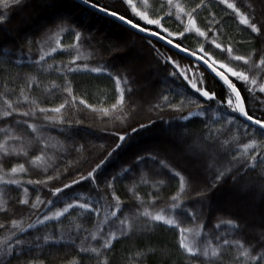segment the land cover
<instances>
[{
    "label": "snow or ice",
    "instance_id": "obj_1",
    "mask_svg": "<svg viewBox=\"0 0 264 264\" xmlns=\"http://www.w3.org/2000/svg\"><path fill=\"white\" fill-rule=\"evenodd\" d=\"M84 3L138 33L163 41L177 55L183 54L193 63L182 66L148 39L147 44L157 53V61L166 69L163 83L167 87L154 93L150 100L138 103L132 99L131 70L113 71L107 64L93 65L91 61L96 55L91 46L93 37L68 20L60 19L45 32L23 36L18 54L0 46V264H11L13 257L17 264H51L44 247L56 245L70 249L58 257L60 264H146L150 257L157 256V264H175L172 252L155 248L130 249L118 257L119 243L134 235L142 236L157 226L175 232L176 252L184 264H264V226L259 238L253 241L245 235L247 225L239 218L221 220L210 230H206L209 221L202 219L203 202L226 177L231 176L234 184L246 180V188L258 189L264 195V98H261L264 97V0H118L113 5L84 0ZM256 3L261 5L259 13ZM25 6V0H0V29L12 12ZM228 20L249 33L247 43L252 47L246 53L239 52L245 41L235 40L226 31ZM169 21L175 23L176 30L166 26ZM62 33L71 34L72 42L65 45L60 38ZM189 36L197 41L194 49L184 46ZM64 53L70 58L55 60L56 55ZM192 68L204 71L193 72ZM46 73H55L61 83L55 79L45 83L40 77ZM205 73L219 91L209 83ZM77 74L104 75L114 81L115 102L104 108L90 103L85 98L87 91L74 82ZM35 91L40 95H33ZM249 98L253 105L260 106V115H256L257 108L246 103ZM84 110L96 114L100 120L111 121V135L119 142L88 169L80 166L79 158L61 168L58 161L63 155L84 151L85 146L73 141L71 135L73 127L82 123L78 117ZM142 113L146 122L137 119ZM165 114L171 117L168 128L175 129L171 145L192 153L210 173L202 186L194 185L193 176L186 169L178 170L167 158L151 154L138 155L133 165L110 176L102 175L101 170L113 153L129 138V128L136 133L155 126L157 121L163 123ZM194 119L203 125L199 134L187 127ZM133 121L136 126H132ZM52 130L72 143L53 137ZM20 159L23 162L11 163ZM148 161L179 182V190L162 207H157L161 200L158 194L149 193L147 200L141 196L135 190V180L126 189L132 193L130 201L122 200L118 194L117 182L134 166ZM6 163L11 166L5 167ZM83 163L87 164V159ZM30 169L39 170L44 178L22 180L20 177L29 175ZM138 183H151L158 193L165 181H150L141 172ZM25 184L47 189L48 198L37 194L32 199ZM85 184L86 192L70 195ZM9 185L22 188V194L8 196ZM189 202H199L200 211L186 207ZM21 206L24 214L18 215ZM76 210H80L79 215L74 217L72 213ZM185 217L191 220L190 226H185ZM81 219L91 227H84ZM64 220L69 221L67 228ZM52 221L56 224L51 233L29 231L36 229L39 233L38 226L47 228ZM224 226L226 230L221 231Z\"/></svg>",
    "mask_w": 264,
    "mask_h": 264
},
{
    "label": "trees",
    "instance_id": "obj_2",
    "mask_svg": "<svg viewBox=\"0 0 264 264\" xmlns=\"http://www.w3.org/2000/svg\"><path fill=\"white\" fill-rule=\"evenodd\" d=\"M46 1H48V3L42 4L40 3V0H25V7L17 9L11 13V18L7 21V23L3 25V28L0 29V46H2L3 49L17 52L18 54L19 46L22 43L21 38L23 36H31L33 34L45 32L49 28H53L54 24H58L59 19L63 18L62 16L69 15L72 19V24L81 27L86 34L93 37L91 46L96 51V55L91 61L93 65H96L97 63L107 64L113 71H115L116 69H119L121 71H123L124 69L131 70L128 65H125L127 64V60L124 56L126 55L128 59V46H139L138 50L145 51L148 55V61H150L151 63L150 66L153 65L152 73L154 75V78L152 80V84L155 86V91L153 92V94L167 87V85L163 83L166 69H164L163 66L157 61V53L152 51L150 46L147 44V38L135 34L134 32L119 25L110 18L102 16L97 12L88 9L75 0ZM99 2L101 4H107L104 0H99ZM257 12L259 13L258 9ZM22 15L25 16V19L22 18ZM219 15H223V13H219ZM166 26H171L172 30H176V25L172 21H169V24ZM53 31H55V29H53ZM226 31L235 40L245 41L243 45L239 46V52L241 54H244L250 50L252 45L247 43V41L249 40V33L247 31H244L243 26L234 23L232 20H228L226 24ZM55 38L56 37H53V39ZM60 38L65 45L71 43L73 39L71 34L68 33L60 34ZM152 43L155 44L156 48H158L161 53L172 56L174 59L179 60L181 64L191 65L193 63L192 61L185 59L180 55H177L175 52L171 51L169 48L155 40H152ZM117 46L120 48L118 50H115ZM184 46L194 49L197 46V41L194 37L189 36L184 40ZM256 46L259 47L260 45L257 44ZM85 47L87 48L88 46L85 45ZM34 52L35 49L33 48V53ZM69 58L70 56L67 53L55 56L56 61H66ZM129 61L131 62V60ZM48 62L52 63L53 61L49 60ZM200 69L201 71H204L203 68ZM24 71H29V69H24ZM205 76L208 77L209 83L212 84V86L216 88L217 91H219L218 85H216L212 81L208 73H205ZM131 77L134 80V83L132 84V87L134 88L132 99L136 100L138 98V101H140L143 96H150L147 90L143 91V89L139 88L140 84H138L137 76L132 72V70ZM69 78L73 79V77ZM40 79L45 83L53 79L57 80V83H61L55 73L51 75H48L46 73L42 75ZM74 82L80 86V89L87 91L88 95H86L85 98L98 108L109 107L112 103L115 102L116 86L114 81L110 80L107 76H97L95 74H77L74 77ZM238 87H240V85H238ZM141 90L142 93H140ZM241 90L243 92V89ZM33 95H40V92L35 91ZM152 95L149 100L152 98ZM246 103H248L250 107L257 108L256 115H260L259 105H253L250 98L246 99ZM213 108H215V105H213ZM78 118L82 121V123L73 127V129L71 130V135L73 141H75L77 144H83L85 146L84 151L82 153L69 151L68 154L63 155L58 161L61 168L67 167L70 163H75L79 158L80 166H82L84 169H88L89 166L93 164V162H99L100 159H103L104 156L107 155V152L112 151V149H114L116 144L119 142L113 135H111V132L113 131V124L111 121L107 119L100 120L96 114H93L87 110H84ZM137 119H140L142 122H146L145 118H141L138 116ZM170 119L171 117L165 114L163 123L157 121L155 126H150L147 129H140L136 133H132L131 129L129 128V138L122 144V146L118 150L113 153L112 157L108 160L107 164L101 170L102 175L110 176L111 174L120 171L125 166L133 165L135 157L138 155L151 154L157 155L160 159L167 158L174 167H178V170L186 169L188 173H191L194 177H196L197 175H195L194 171L188 170L184 165L182 166L177 162L175 163L174 160L170 157H167L165 152L159 149L158 146L154 145V143L152 144L151 140H153L155 137L151 136L152 132L154 133L155 131L161 130L165 134V136H170L175 132L174 128H168L167 121H169ZM131 123L132 126H136L134 121ZM180 123L185 124L187 122L180 121ZM187 127L190 128L195 134H199L203 125L200 124L199 119H194L192 123L187 124ZM51 135L61 141H65V143L69 145L72 143V141H66L65 137L60 135L56 130H52ZM84 159H87V164L83 163ZM16 162H23V159H20L19 161H11V163ZM11 163H6L5 167H10ZM69 170L73 172V175L75 174L73 169L70 168ZM141 172L146 173L147 178L150 181H165V184L160 187V191L158 193L157 190L151 186V183L148 185L138 183ZM48 174H51V172H49ZM194 177L193 181H195ZM20 178L22 180H27L29 178L43 179L44 176L39 170L30 169L29 175H22ZM134 180L137 182L135 190L139 192V194L146 200L149 198V193L153 195L158 194L160 196L161 200L157 207L164 206L168 202V197L174 195L179 190V182L177 178L172 177L170 173H167L166 170L160 168L159 165L153 163L152 161H148L146 164H138L134 166L131 172L127 173L126 176H124L120 181L117 182V188L119 189L118 194L121 196L122 200H131L132 193L126 192V189L133 185ZM65 182H67V180ZM246 183V180H240L238 183L234 184L231 176H229L225 178V180L217 189L221 188L224 184L244 185ZM25 186L29 188V193L32 199H35V196L37 194L41 195V197L44 199L48 198L47 189L36 185L25 184ZM7 187L8 196L10 197H16L22 194V188L18 189L15 185H9ZM87 188L88 185L85 184L82 188H76L73 192L70 193V195L74 196L78 193L86 192ZM247 189L249 191H253V189ZM215 190H213L207 200L203 202L204 215L202 219L209 221L206 230H210L215 223L221 220L239 218L242 224L247 225V227L245 228V235L247 236V238L253 241L258 239L261 234V227L264 226V224L257 223L249 226V223L252 221L251 218H253L250 216V210H241L239 208L236 209V207L234 209L232 208V210H228L223 207L224 205H227V200L225 199L221 201V204L218 205V200L215 197L214 199L212 197V193ZM61 199L64 198L62 197ZM241 203L243 204L244 208H249V205L251 204L248 196L247 198H245V200L241 201ZM57 206L60 205L58 204ZM185 206L188 208H194L197 212H199L202 205L199 202H189ZM240 210L244 213H242ZM79 211L80 210H76L75 212H73L72 216H78ZM124 211L127 212L128 209L126 208ZM258 211L259 210L255 211V216H257L258 220L260 219L262 220V222H264V215H261L260 211ZM19 214H24L23 206L18 209V215ZM247 217L250 218L247 219ZM183 221L185 226L191 225L190 219L185 217L183 218ZM79 222L83 224L84 227H91V225L85 222L83 219H81ZM55 224L56 222L52 221L49 222L47 228L38 226L40 230L39 233L36 232V229H32L29 231L32 234H43L46 232L51 233V230L53 227H55ZM63 224L67 228L69 226V221L64 220ZM226 227L227 226H224L221 231L226 230ZM175 240V232L168 230L166 227L157 226L153 230L142 236L134 235L131 239L122 241L116 246V250L119 257L125 251H128L130 249L155 248L158 251L172 252L173 255L171 256V260L175 262V264H184L183 258L179 255V253L176 252ZM44 251L48 255V259L51 264H60L58 257H62L64 252L70 251V249L61 248L60 245H56V247L54 248H48L47 246H45ZM158 259V256L150 257L147 260L146 264H157ZM11 264H17V260L15 257L11 259Z\"/></svg>",
    "mask_w": 264,
    "mask_h": 264
},
{
    "label": "rangeland",
    "instance_id": "obj_3",
    "mask_svg": "<svg viewBox=\"0 0 264 264\" xmlns=\"http://www.w3.org/2000/svg\"><path fill=\"white\" fill-rule=\"evenodd\" d=\"M45 1L46 0H40V3L42 4L48 3V1L46 2ZM104 1L109 5L118 3V0H104ZM256 7L260 11L261 5L259 3H256ZM62 17L63 18H60V19H65L70 22L72 20L69 15H65ZM22 18L25 19V16L22 15ZM60 19H59V22H60ZM128 47H129V50L127 53L128 59L126 55L124 56L127 60V64L125 65H128V67L131 68L132 72L137 76L138 84H140L139 88L143 89V91L147 90L150 95V96L145 95L146 97L143 96L140 101H138V98L136 100L138 103L141 101H147L149 100L153 92L155 91V86L152 84L153 82L152 80L154 78V75L152 73L153 65L150 66L151 63L150 61H148L149 59H148L147 53L143 50H138L139 46L134 47V45H132V47L130 46ZM119 48L120 47L117 46L115 50H118ZM129 60H131V62ZM187 65L189 64H182V66H187ZM191 71L203 72L201 71V69H196V68H192ZM140 93H142V90L140 91ZM139 117L145 118L143 113ZM172 135L165 136V134L161 130L155 131L154 133L152 132L151 136H155L154 139L151 140L152 144L154 143V145L158 146L159 149L164 151L166 156L173 159L175 163L177 162L182 166L184 165L188 170L194 171L195 175H197L196 177L192 175L195 178V181H194L195 186H202L205 180L204 178L209 175V173L205 170L204 163L201 160L196 159L192 153H185L180 148H174L170 143ZM196 178H197V182H196ZM247 196L249 197L251 204L249 205V208H244L241 201L245 200ZM212 197L213 199L215 197L218 200V201L216 200L218 205L221 204V201H223L224 199L227 200V205H224L223 207L228 210H232V208L234 209L235 207L236 209L239 208L241 210H246V209L250 210V213H251L250 216L253 218H251L252 221L249 223L250 224L249 226L253 224H257V223L264 224L262 220L260 219L258 220L257 216H255V211L257 210L260 211L261 215H264V195H262L258 189L257 190L253 189V191H249L245 187V184L244 185L224 184L221 188L216 189L212 193ZM248 218L250 217H247V219Z\"/></svg>",
    "mask_w": 264,
    "mask_h": 264
},
{
    "label": "water",
    "instance_id": "obj_4",
    "mask_svg": "<svg viewBox=\"0 0 264 264\" xmlns=\"http://www.w3.org/2000/svg\"><path fill=\"white\" fill-rule=\"evenodd\" d=\"M75 1L78 2L79 4L83 5V6L87 7L88 9L94 11V12H97L98 14H100V15H102V16H105V17L110 18L111 20H113V21H115L116 23H118L119 25H121V26H123V27L129 29L130 31L134 32V33L137 34V35H140V36L145 37V38H147V39H151V40H155V41H157L155 37H148L146 34L138 33L137 31L131 29L129 26L122 24L119 20H115V19H113L112 17L106 16L104 13H101V12L96 11L95 9L89 7L88 4L84 3V0H75ZM157 42H158V41H157ZM159 43H161L162 45H164V46H166L167 48H169V46H167L163 41H159ZM169 49H170V48H169ZM170 50L176 53V50H175V49H170ZM176 54H177V53H176ZM180 56L184 57L183 54H180ZM184 58H185V57H184ZM188 60H189V59H188ZM190 61H192V60H190ZM192 62H193V61H192ZM241 119H243V118L241 117Z\"/></svg>",
    "mask_w": 264,
    "mask_h": 264
}]
</instances>
